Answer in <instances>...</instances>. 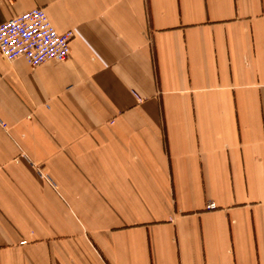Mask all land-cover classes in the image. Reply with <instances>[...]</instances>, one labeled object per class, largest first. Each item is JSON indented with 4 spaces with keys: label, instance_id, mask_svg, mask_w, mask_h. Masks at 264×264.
I'll return each mask as SVG.
<instances>
[{
    "label": "crops",
    "instance_id": "1",
    "mask_svg": "<svg viewBox=\"0 0 264 264\" xmlns=\"http://www.w3.org/2000/svg\"><path fill=\"white\" fill-rule=\"evenodd\" d=\"M34 8L70 55L0 56V264H264V0H0V24Z\"/></svg>",
    "mask_w": 264,
    "mask_h": 264
},
{
    "label": "built area",
    "instance_id": "2",
    "mask_svg": "<svg viewBox=\"0 0 264 264\" xmlns=\"http://www.w3.org/2000/svg\"><path fill=\"white\" fill-rule=\"evenodd\" d=\"M72 33H58L42 8H34L0 24V56L23 59L31 68L69 59ZM208 208H214L209 204Z\"/></svg>",
    "mask_w": 264,
    "mask_h": 264
}]
</instances>
